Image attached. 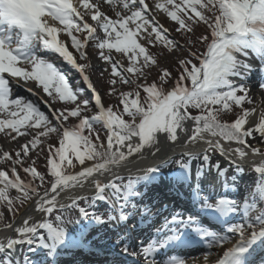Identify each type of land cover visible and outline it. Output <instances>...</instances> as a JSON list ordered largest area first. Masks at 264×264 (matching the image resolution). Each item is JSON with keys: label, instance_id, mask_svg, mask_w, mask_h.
I'll return each mask as SVG.
<instances>
[{"label": "snow or ice", "instance_id": "1", "mask_svg": "<svg viewBox=\"0 0 264 264\" xmlns=\"http://www.w3.org/2000/svg\"><path fill=\"white\" fill-rule=\"evenodd\" d=\"M157 14L175 29L164 27ZM197 25L205 33L188 39ZM172 31L184 34L187 47ZM198 44L206 50L201 53ZM154 47L162 51L153 54ZM88 49L103 62L100 76H106L115 106H105L90 80ZM177 50L186 55L174 68L161 69L160 56ZM49 53L79 74L90 96L83 95L81 81L74 87L46 59ZM250 53L264 72V0H0V133L12 142L30 137L14 152L0 149V206L12 217L8 222L0 211V227L11 233L0 239V264H60L66 251L85 247L83 226L74 227L80 220L114 225L111 247L131 264H164L161 254L168 259L183 248L203 245L210 252L225 244L230 246L215 261L205 257L206 264H264V111L245 107L254 103L243 83L256 71ZM153 68L158 71L150 80ZM26 82L49 98L42 97L50 114L32 100L12 97ZM126 85L134 88L121 90ZM259 87L264 91V82ZM57 101L61 106L53 107ZM44 153L46 167L39 171ZM255 157L259 177L238 193L240 201L202 195L205 173L231 190ZM147 158L158 163L141 167ZM173 164L169 177L190 189V207L173 211L165 204L156 215H168L156 227L151 206L143 204L140 225H149L152 235L133 240L136 225L119 231L136 214L134 201L143 200ZM77 165L79 171L69 172ZM89 186L90 197L76 191ZM98 201L108 205L106 213L90 211ZM25 245L21 261L16 252Z\"/></svg>", "mask_w": 264, "mask_h": 264}, {"label": "bare ground", "instance_id": "2", "mask_svg": "<svg viewBox=\"0 0 264 264\" xmlns=\"http://www.w3.org/2000/svg\"><path fill=\"white\" fill-rule=\"evenodd\" d=\"M73 2L76 3L77 0H73ZM147 2L151 3V0H147ZM157 17H158V15H157ZM61 64L67 65L66 62L62 61V59H61ZM259 73H260V71L258 69H256V71H254L253 73H251L249 75V79L245 83L247 85L252 84L253 80L255 81L258 78ZM27 83H30V82H27ZM250 86H252V85H250ZM13 91H12V96L14 94L19 93L21 95L28 96L31 99H36V97L32 94V92L25 89L24 86L16 87ZM250 96L253 99V101H256V103L259 104V107H256L257 113H259L260 111H264V100H263L264 98L262 96H260V93L257 92L256 88L250 89ZM196 150H199V149H196ZM217 157H219L221 160H223L225 162V166H227V161L225 160L224 157L220 156L219 153H217ZM253 160H255L256 162H259L260 157H255V158L250 159L249 162L246 164V166L256 165V163H254ZM156 163H158L157 160H154L152 158H147L142 162V164L140 166L141 167L152 166ZM194 166H195V164H194ZM126 171H125V173H122L125 176H126ZM169 171H170L169 168L162 169V172L164 175L160 176L156 181H154L152 183L154 185H153V187H151L150 194H148V195H150V199L147 201V204L151 206V213L152 214H155V213L159 212L160 210H162L164 208L165 204H167L169 206V208H171L173 211H176L178 209V205H180L181 208L182 207H184V208L190 207L191 194L187 197V193L190 192V189L187 187L185 188L184 186L179 187L178 185H176L175 182L169 177V173H168ZM132 172L135 173L136 169L133 168ZM194 175H195V171H193V176ZM193 181H195V177L193 178ZM206 184L210 185L212 187L204 188L205 186L200 184L201 189H202V194L204 193V195L211 196L213 198H214V193H217L218 191H220L224 187V184L219 180H216L210 184L209 183H206ZM229 185H232V183H230ZM234 186L231 187V190H228L229 192H232L231 194H235V191L237 190ZM76 191L79 194H85L86 195L88 193L94 192V189H92L89 186L85 190L77 189ZM142 203L145 204V202H142ZM136 216H137V218H133L131 220H128L126 223L127 224L126 227H130L131 225L137 226L135 229L132 230V232L129 235L133 240L135 237L147 239V237H149V233H150V232H148V229L150 231V226H148V225L141 226L140 225V216L139 215H136ZM161 221L158 222V220H154L155 226L158 225L157 223H160ZM19 222H20V220L18 217V220L16 221L17 226L19 225ZM213 223H215V222H213ZM123 231L124 230H122V232ZM9 234H11L10 230L0 229V239L5 238V236L9 235ZM229 246L230 245H228L227 247H229ZM194 250H196V251H194ZM201 250H203V248L193 249V250L190 249L189 251H194V252H191L188 254H184V253L181 254V252H179L181 256L179 255L176 258L183 260L184 264H206V260H205L206 256L208 257L209 260L215 261L217 259V257L222 254V250L217 251L219 249L215 250V252L198 254V252ZM178 251H182V249H180ZM192 253H194L196 255H192L190 257V254H192ZM16 255H20V252L18 251V249H17ZM98 255H100V256H98ZM101 255H103V256L101 257ZM83 258H85V259H83ZM93 258L94 259L97 258L98 260L95 262ZM157 258L159 261L162 260L161 255L158 256ZM164 263H166V261H164ZM61 264H120V261H118V258H116V256L114 254H110L109 252L97 254V253H93V252L91 253L84 248H80V249H76V250L66 251V253L64 255H62Z\"/></svg>", "mask_w": 264, "mask_h": 264}, {"label": "rangeland", "instance_id": "3", "mask_svg": "<svg viewBox=\"0 0 264 264\" xmlns=\"http://www.w3.org/2000/svg\"><path fill=\"white\" fill-rule=\"evenodd\" d=\"M158 15V17H157V19L159 20V22L164 26V27H166V28H170V29H175V24L174 23H172V22H170L168 19H166L162 14H157ZM204 28V27H203ZM195 32H197V30H195ZM196 34V33H195ZM171 36H172V33H171ZM176 41L179 43V44H181V45H184L185 46V44H184V42H180L181 41V39L179 38V36H178V40L176 39ZM186 47V46H185ZM88 51H89V55H90V63L94 66V67H92V68H90V69H88L87 70V72H88V74L90 75V78H91V80H92V82L94 83V85H95V87L97 88V90L100 92V95H101V97L102 98H104V100L106 101V104H110V103H113L114 104V106H115V104H116V102H117V98L115 97V96H108L106 93H107V83H106V76H105V78H101V76H100V69L103 67V62L102 61H100L99 59H97L96 58V56L93 54V49H88ZM151 51H152V49H151ZM153 52V51H152ZM155 52H156V54L158 53V52H160L159 51V49H155ZM182 55H186V53H183V52H181L180 50H177L176 51V53H175V55H172V56H169V55H167V54H164V55H162V56H160V58H159V64H160V68L161 69H163V68H173L174 66H175V60L178 58V57H180V56H182ZM250 55L251 56H254L253 54H251L250 53ZM46 59H48L50 62H53L61 71H63V72H65V73H67V75H68V77H69V75H72V76H74L71 72H70V70H66V68L65 67H63V66H61V64H60V62H61V59H56V57H55V55L54 54H52V53H49L48 55H47V57H46ZM81 62H83V61H81ZM157 69L156 68H153V70H152V76L149 78L150 80L152 79V78H154V77H156V74H157ZM259 74H261V73H259ZM69 80H70V83L75 87L76 86V84H75V81L76 80H74V78H70L69 77ZM73 80H74V82H73ZM72 81V82H71ZM247 81V80H246ZM246 81H243V83H245ZM238 83H240L241 81H237ZM261 82H264V80H261V81H259V80H253V82H252V84H250V85H252V86H250V85H247L246 83V85H247V87L249 88V89H255L256 88V90H257V92H259L260 93V96H262L263 98H264V91H262L261 89H260V87H259V84L261 83ZM80 85V84H79ZM27 88H31L32 90H34L35 91V93H37L39 96H41V98H36V99H30L28 96H23V95H20L19 93L18 94H14L13 95V98H16V97H23V98H25V99H28V100H32L33 102H35V103H37V105L41 108V110L42 111H45V113L46 114H49L48 113V110H47V108H48V106L43 102V99H49L42 91H41V89H39V88H37L36 87V85H35V83L34 82H30V83H27L26 82V85H25ZM134 88V86H128V85H126V86H123L122 87V89L121 90H123V91H129V90H131V89H133ZM15 89V88H14ZM13 89V90H14ZM14 92V91H13ZM85 94V93H84ZM42 97H43V99H42ZM264 100V99H263ZM61 106V102H59V101H57L55 104H53V107H60ZM245 107H259V104H257L256 103V101H254V103L253 104H245ZM230 119V118H229ZM77 121H75V120H72V121H70V124H74V123H76ZM28 139H30V137H28V136H24V137H21V138H19V140L17 141V142H12L11 141V139L10 138H7V137H5L2 133H0V149H2V150H8V151H15L16 149H17V147L20 145V144H23L26 140H28ZM47 142H49V143H55L56 141H55V139L54 138H44ZM30 155H33V157L35 156V154L34 153H32V154H30ZM43 155V154H42ZM211 155L214 157V159H219L221 162H222V164L225 166V162L223 161V160H221L219 157H217V153H211ZM179 158V157H178ZM194 164L196 165V161H193V170H195V166H194ZM169 170L170 171H175V169H176V165H169ZM79 170V165H77V167H76V170L75 171H78ZM42 171V170H41ZM74 171V172H75ZM233 171H234V169L233 168H229V174H228V183L230 184V183H232V181H231V176H232V174H233ZM21 175L23 176V174H22V172H21ZM259 177V174H257V173H255L254 171H248V170H246L245 168H244V172H243V175H241V176H238L237 177V180H236V183H235V188L237 189L236 191H235V194H229L228 196H227V194H222V195H214V198L215 197H220V196H226V197H230V198H235V199H237L238 201H240L241 200V196L238 194V193H242L243 191H244V189H245V186H246V184H248L250 181H252L253 179H256V178H258ZM207 179H209V177H208V174L207 173H205V175H204V177L200 180V184L201 185H203V186H205L204 188H206V187H208V188H210V187H212V186H210V185H207L206 183H213V181H207ZM126 182V181H125ZM141 185L142 184H140L139 186H138V190L139 191H141V189H143V188H141ZM150 187H153V184L150 186ZM225 192V188H224V191H223V193ZM94 192H92V193H88L87 195H92ZM226 193H228L227 192V190H226ZM12 194L14 195L15 194V192H14V190L12 191ZM202 195H204V193L202 194ZM148 194L144 197V201L143 200H136V204H138V212H139V209H140V207L143 205V203L142 202H145V204H147V201H148ZM206 196V195H205ZM147 197V198H146ZM251 196H249V200L251 201ZM145 199H147V201L145 200ZM241 203H242V201H241ZM101 204V203H100ZM97 205L98 206H100L99 207V209H100V211H105L106 209H108V208H106L103 204H101V205H99L98 203H97ZM0 211H4V213H5V216L7 217V219H8V222H12V217L10 216V214L7 212V209H6V207H3V206H0ZM138 212H136V214H134V215H132V216H130V218H129V220H131V218H135V217H137L136 215H138ZM70 214H72V212L70 213ZM115 214V213H114ZM166 215H168L167 213H165ZM18 220V217L16 218V221ZM78 231H79V229H80V225H75L74 226ZM113 227L114 226H110V225H108V224H105L104 225V231H100V233H102V241H103V244H104V246H106L108 249H110V250H113L114 251V254L116 255L117 254V252H119V250L118 249H113L112 247H111V239L114 237V235H115V233L112 231L111 232V230H113ZM120 228V229H119ZM118 229H119V231H121L122 232V230H125V228H126V225L125 224H122V225H120V227H119ZM0 229H3L2 227H0ZM85 229H84V227H83V231H84ZM88 235L89 236H91V235H98V234H100V233H98V234H95V233H97V232H95L94 230H92V231H88ZM229 235H231V234H229ZM101 244H102V242H101ZM229 244H225L224 246H223V248H220V247H214L213 249H211L210 250V252H215V250H217V249H219V250H217V251H223L224 249H226L227 248V246H228ZM204 247V246H203ZM226 247V248H225ZM19 249V248H18ZM107 249V250H108ZM93 253H96V252H93ZM200 253H209V250L208 249H206L205 247L203 248V250H201V251H199L198 252V254H200ZM98 254V253H97ZM192 255H196V254H194V253H192V254H190V257L192 256ZM94 257V256H93ZM94 259V258H93ZM98 259L96 258L95 259V262L97 261ZM164 264H169V262L168 263H164Z\"/></svg>", "mask_w": 264, "mask_h": 264}, {"label": "trees", "instance_id": "4", "mask_svg": "<svg viewBox=\"0 0 264 264\" xmlns=\"http://www.w3.org/2000/svg\"><path fill=\"white\" fill-rule=\"evenodd\" d=\"M176 27V26H175ZM204 26H202V25H197V26H195L194 27V36H192V37H189L188 39H194L195 38V36H199L200 34H202V33H205V28H203ZM195 30H197V32H195ZM196 33V34H195ZM175 34H176V37H178L179 36V38L181 39V43L182 42H184V44H185V46L187 47V44H186V38H185V36H184V34L183 33H177V32H175ZM183 44V43H182ZM197 48L200 50V52L202 53L203 51H204V49H205V46L203 45V44H198L197 45ZM155 49H159V51L161 52L162 51V49L161 48H159V47H154V48H152V51H153V54H156V52H155ZM160 52H158V53H160ZM174 68V67H173ZM169 69H172V68H169ZM143 96H144V94L142 93L141 94V98L143 99ZM113 106H114V104H113ZM126 119H127V117H125ZM225 119H229V117H225ZM44 155H46V153H44L43 155H41V158L37 161V163H36V167H37V169L39 170V171H44V169H45V167H46V161H45V159L43 158L44 157ZM76 170V168L75 169H69V172H74ZM23 174V173H22ZM24 175V174H23ZM78 218V217H77Z\"/></svg>", "mask_w": 264, "mask_h": 264}]
</instances>
